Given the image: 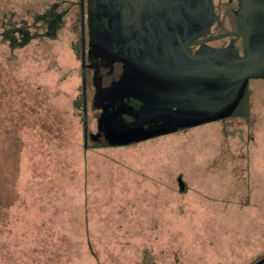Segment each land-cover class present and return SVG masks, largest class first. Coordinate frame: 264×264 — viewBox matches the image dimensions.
<instances>
[{
  "label": "rangeland",
  "instance_id": "rangeland-1",
  "mask_svg": "<svg viewBox=\"0 0 264 264\" xmlns=\"http://www.w3.org/2000/svg\"><path fill=\"white\" fill-rule=\"evenodd\" d=\"M78 0H0V34L69 8L53 38L0 36V264H252L264 257V80L247 117L83 149L97 110ZM228 40L218 44L226 45Z\"/></svg>",
  "mask_w": 264,
  "mask_h": 264
},
{
  "label": "water",
  "instance_id": "water-1",
  "mask_svg": "<svg viewBox=\"0 0 264 264\" xmlns=\"http://www.w3.org/2000/svg\"><path fill=\"white\" fill-rule=\"evenodd\" d=\"M89 3L92 14L96 4ZM110 4L115 10L112 19L123 22L113 36L125 43L138 42L135 56L124 62L120 81L105 92L107 100L121 95L134 115L131 122L119 119L118 136L104 129L111 142L129 144L236 117L244 111L249 81L264 80V0H238L241 55L232 43L225 48L203 45L193 53L186 48L189 37L204 28L209 0H110ZM153 12L166 19L167 27L159 29L169 27L156 38L149 32L153 25L142 23L157 17L151 16ZM99 39L106 44L107 38ZM143 109L167 111L170 120L143 122L136 115ZM263 263L264 257L252 264Z\"/></svg>",
  "mask_w": 264,
  "mask_h": 264
},
{
  "label": "flooded vegetation",
  "instance_id": "flooded-vegetation-1",
  "mask_svg": "<svg viewBox=\"0 0 264 264\" xmlns=\"http://www.w3.org/2000/svg\"><path fill=\"white\" fill-rule=\"evenodd\" d=\"M89 2L90 0H78L71 4L76 6L80 13L79 61L83 100L85 101L86 95L85 85L89 81L93 91L91 107L97 110L95 133L88 132L86 139H90L93 142H108L111 135L107 136L108 133H105L104 129L111 130L112 135L115 137L118 136L115 130L118 128L120 118L126 122L134 120L132 109L123 102L121 95L112 100H107L105 92L107 93L120 81L125 69L124 62L127 61L126 59H131L135 56V48L138 46V42L132 39L125 43V40L122 41L113 36L122 29L123 22L119 18L112 19V14L115 10L114 8L112 9L110 0H93L96 6L92 14L90 13ZM209 2L204 28L198 31L200 32L198 35L189 37L186 48L193 53L203 45L225 48L232 43L241 55L242 38L239 36L235 16L238 0H209ZM152 15H156L158 18H148L142 23L145 26L147 24L153 25L149 32L153 38H156L160 31L164 32L167 30V25H164L166 19L160 18L154 12ZM181 21L183 22V20ZM162 25L166 27L161 30L159 27ZM167 31H169V27ZM100 37L107 38L106 44L102 40V42H99ZM225 39L228 40L226 45L218 44ZM136 115L143 122H154L159 119L163 124L170 120L167 111L161 112L156 109H143L137 112ZM104 123L108 124L107 128L103 125ZM163 135L166 134L159 136Z\"/></svg>",
  "mask_w": 264,
  "mask_h": 264
},
{
  "label": "trees",
  "instance_id": "trees-1",
  "mask_svg": "<svg viewBox=\"0 0 264 264\" xmlns=\"http://www.w3.org/2000/svg\"><path fill=\"white\" fill-rule=\"evenodd\" d=\"M68 11H69V8L65 9L62 12H56L55 6H53L49 12H46L45 14L37 16L34 20L36 23L37 22L44 23L43 25H44L45 29L42 33H39L36 31H31L30 27L26 26V25H21L18 28H14L15 26H13V27L6 28V30L2 31V33L0 34L2 41L7 42L8 46L10 48L14 49V48L23 47L24 45L28 44L29 42H31L34 39H38V38H50L51 39L55 36L56 31L61 27L62 20L65 17V15L68 13ZM248 95H249V92H248ZM248 95L246 98V104H245L244 111L236 117H243V118L247 117ZM218 121H220V120H218ZM82 125H83V149L84 150L91 149V148L127 146V145H131L134 143H138V142L147 140V139H151V138H141V139L133 141L129 144H118V143L111 142V141L93 142L90 139H88V140L86 139L87 138L86 136L88 134V130L86 128L85 118L82 119ZM185 130H187V129H185Z\"/></svg>",
  "mask_w": 264,
  "mask_h": 264
}]
</instances>
